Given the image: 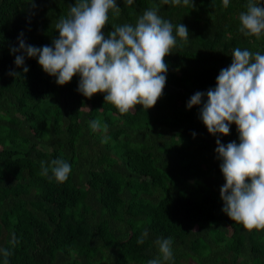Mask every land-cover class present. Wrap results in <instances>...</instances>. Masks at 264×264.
Returning a JSON list of instances; mask_svg holds the SVG:
<instances>
[{
    "label": "trees",
    "instance_id": "1",
    "mask_svg": "<svg viewBox=\"0 0 264 264\" xmlns=\"http://www.w3.org/2000/svg\"><path fill=\"white\" fill-rule=\"evenodd\" d=\"M76 2L0 0V264H264V229L249 231L222 211L215 141L238 144L237 126L227 136L209 134L199 116L206 96L187 108L193 94L216 87L236 48L264 54V33L239 30L248 0L227 7L193 0L192 8L116 0L120 12L109 11L106 38L153 8L173 24V35L179 24L189 31L164 58L166 84L156 104L126 114L104 93L83 96L79 74L57 85L38 56L11 52L18 38L52 46L56 23ZM17 55L25 56L19 67ZM94 120L107 131H93ZM55 159L71 165L63 183L51 171ZM169 238L172 258L164 261L155 241Z\"/></svg>",
    "mask_w": 264,
    "mask_h": 264
},
{
    "label": "clouds",
    "instance_id": "2",
    "mask_svg": "<svg viewBox=\"0 0 264 264\" xmlns=\"http://www.w3.org/2000/svg\"><path fill=\"white\" fill-rule=\"evenodd\" d=\"M193 7V0H162L163 4ZM131 5L133 0H127ZM229 0H223L228 6ZM119 14L116 0H77L70 7L67 18L55 25L59 37L52 46L37 48L18 38V47L11 52H22L37 57L38 64L57 85H65L79 74L78 91L91 98L104 93V101L111 103L119 113L126 114L141 105L153 107L163 94L168 64L165 57L177 44V37L187 42L189 31L183 24L175 26L162 19L158 9L146 10L135 26H115L105 37L102 29L109 20V11ZM240 32L259 37L264 33V4L248 0L246 11L239 16ZM21 33V37H22ZM24 55L15 57V65L24 64ZM24 67L23 72L27 73ZM9 75H17L10 72ZM200 119L211 135L227 136L230 125L237 126L239 143L222 144L216 139L215 152L221 161L220 171L225 179L220 188L222 211L249 231L264 229V54L236 48L229 67L220 70L216 87L207 92H196L187 102V108L201 105ZM93 131H107L100 121L91 122ZM195 136V133H192ZM55 180L63 183L72 171L63 159L50 162ZM42 173L49 168L41 162ZM145 230L137 241L143 243ZM164 261L172 258L171 239H157ZM10 253L5 252V255ZM148 264H161L152 259Z\"/></svg>",
    "mask_w": 264,
    "mask_h": 264
}]
</instances>
